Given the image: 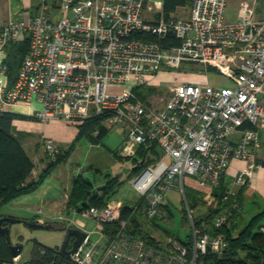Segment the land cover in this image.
I'll return each instance as SVG.
<instances>
[{
	"label": "built area",
	"instance_id": "built-area-1",
	"mask_svg": "<svg viewBox=\"0 0 264 264\" xmlns=\"http://www.w3.org/2000/svg\"><path fill=\"white\" fill-rule=\"evenodd\" d=\"M229 1L191 0L187 17L148 21L142 14L148 0H39L35 14L0 23V114L24 106L42 123L61 119L75 126L101 116L107 130L125 129L120 157L133 159L141 146L152 143L161 151L131 180L139 193L136 201L82 208L95 221V237L83 221L66 219L65 227L86 235L70 255L59 246L48 256L42 250L46 264H200L206 253L220 255L228 248L224 233H212L207 224L229 226L240 208L235 187L248 186L254 169L264 172V162L254 160L258 127H264V17L240 0L236 16L228 19ZM169 31L178 45L164 47L143 38ZM25 38L27 50L10 78L9 47ZM183 62L199 65V71L229 68L234 80L222 86L174 83L159 106L134 92L162 68ZM235 132L236 142L230 139ZM40 143L50 160L61 152L51 138L40 136ZM232 158L247 165L220 188ZM33 162L35 179L40 164ZM184 175L220 188L218 211L195 223L185 201L188 238L136 234L132 217L137 216L142 232L165 220L164 193Z\"/></svg>",
	"mask_w": 264,
	"mask_h": 264
},
{
	"label": "rangeland",
	"instance_id": "rangeland-1",
	"mask_svg": "<svg viewBox=\"0 0 264 264\" xmlns=\"http://www.w3.org/2000/svg\"><path fill=\"white\" fill-rule=\"evenodd\" d=\"M239 1L240 0L229 1L226 18L232 19L236 16ZM246 1L253 4L255 14L258 17H264V0ZM24 40L27 39L25 38L21 40L20 43ZM233 80L234 74L229 68H221L219 70L210 68L208 70L199 71V65L191 62H183L179 67L174 69L166 67L162 68V70L156 74L153 81L143 87L134 88V92L138 95L141 94L142 97L150 99V103L153 105L159 106L161 105L160 98H166L172 93V89L167 86L174 83L188 82L193 84L222 86L230 84ZM146 87H150V89L146 90ZM262 100H264V91L262 93ZM14 109L18 110L26 108L21 106ZM115 129L116 128H114V130ZM41 136L48 137L44 132L41 133ZM75 137L76 136L73 138L75 139ZM48 138L54 140L52 137ZM119 138L120 137L114 132H110L101 140L82 135L78 140H73L67 143L66 147L61 149V153L64 152V150L69 149L67 153L65 152V158L54 164L53 168L50 169L43 181H41L34 190L22 194L20 198L0 206V214L12 213L17 215L19 214V211L17 210L18 207L24 208L31 203L33 204L31 207L42 211L41 215L50 212L55 216L54 220L51 221L54 228L51 229L31 228L24 221L10 224L9 237L11 243L21 244L23 246L18 259V264H22L23 261L30 258L34 241L41 242L50 247L59 245L65 234V231L62 228L65 227L66 219L68 218L73 217L75 220L83 221L85 223V229L91 231L92 236L95 237L94 219L83 215L81 212L73 214V211L66 208L63 209L62 207L66 205L67 198L71 193L74 177L80 176L83 179H89L92 182H96L98 186L102 185L107 179L114 177L123 167L130 165L131 159L129 160L120 157L118 151L113 147L114 143L117 140H120ZM112 144L113 146H111ZM32 147L34 150L35 144ZM37 152L39 153V156H37L38 159L41 157L43 158L39 160V164H41L39 169L41 172L50 159L46 157L41 143L38 146ZM55 158L56 157L52 159L55 160ZM137 173V171H132L118 177L117 182L113 186V192L110 198L112 200H121L124 203L136 201L139 198V193L132 186L131 180L137 175ZM166 191L167 195H170V199L166 198V202L172 212V217H168V212H166L165 220H159L157 223L162 229L169 233H176L182 238L185 235L184 233L189 229L188 216L186 213L182 215L184 208L185 212L187 211L182 192L177 187L176 183ZM195 214L196 211H192L193 219L195 218ZM145 228L150 233L156 235L159 234V232L154 229V225H148L145 226Z\"/></svg>",
	"mask_w": 264,
	"mask_h": 264
},
{
	"label": "trees",
	"instance_id": "trees-1",
	"mask_svg": "<svg viewBox=\"0 0 264 264\" xmlns=\"http://www.w3.org/2000/svg\"><path fill=\"white\" fill-rule=\"evenodd\" d=\"M190 3L191 0H163V18L167 19L175 12L177 7L189 5ZM143 38L146 40H156L164 47H171L179 44V40L172 31L160 36L145 35ZM27 47V40H24L22 43L19 42L10 45L6 57L10 78L15 76ZM139 96L142 95L139 94ZM27 118L33 117L13 111H4L0 114V206L11 202L22 194L34 190L38 184L43 181L54 164L64 159L66 155L65 152L67 153V151H69V149H66L64 152L58 153L55 156V160L51 159L46 167L39 173L37 178L33 179L30 174L34 162L22 146L23 141L28 135L23 131H16L13 128V121L15 119ZM101 120V116L91 117L86 119L82 124L77 125L78 132L75 140H78L82 135L101 140V138L109 132V130L101 125ZM245 126L248 127L249 125ZM94 131H97V133L94 134ZM159 157L160 151L157 145L152 143L147 146H141L137 152V156L131 159L130 164L136 165L135 171L138 172L147 164L155 162ZM117 180L118 177H111L102 184L103 188L101 190L93 192L96 187H94V182L89 179H83L80 176L74 177L72 190L67 198L65 208L71 211L74 209L76 210L84 201L87 202V204L83 208L89 205L97 207L104 206L111 199L113 186ZM224 184V180L222 179L220 188ZM220 188H218L217 199L220 195ZM234 198L238 200L237 192ZM217 211L216 209L212 214ZM208 218H211V216L208 215ZM263 218L264 210L251 217L235 237L231 231L232 222L229 226H225L221 229L210 227L209 230L214 234L219 231L224 233L228 241V248L220 255L206 253L202 256L200 264H264V232L260 229L261 220ZM23 220L36 221L35 218H24ZM200 220L201 219L194 218L195 223H198ZM132 222L134 223V231L136 234L143 237L148 235L147 231L142 232L140 229L141 222L137 220V216L132 217ZM5 224L6 223H3V225ZM57 247L58 245L50 247L41 242L34 241L30 258L23 261L22 264H46L47 261H45L43 255H51ZM42 250H44L43 255L40 254ZM3 263L13 264V256L5 235L0 233V264Z\"/></svg>",
	"mask_w": 264,
	"mask_h": 264
},
{
	"label": "crops",
	"instance_id": "crops-1",
	"mask_svg": "<svg viewBox=\"0 0 264 264\" xmlns=\"http://www.w3.org/2000/svg\"><path fill=\"white\" fill-rule=\"evenodd\" d=\"M39 0H0V23H2L5 19L9 17H23L27 18L28 15L35 14L37 12V5ZM162 5L163 0H148L146 3V7L143 10V17L148 21H155L162 15ZM188 6V7H187ZM187 7V9H186ZM190 12V4L179 6L176 8L175 12L172 16L177 17H187ZM158 74V72L156 73ZM156 75L149 81H153ZM148 82V83H149ZM178 82V81H177ZM159 83V82H157ZM148 86V85H147ZM150 89V87H146V90ZM138 95V94H137ZM145 102L150 103V99L139 96ZM33 106L38 108V103H34ZM11 111L25 114L27 115V109H12ZM13 128L16 131H23L27 133V137L22 143L23 148L30 156L32 161L34 160H41L42 157L38 159L39 156L38 146L40 144V136L41 133L44 132L45 135L48 137H52L56 140V143L60 146V149L66 147L67 143L75 140L73 137L76 136L78 132V128L76 126H72L68 122L61 120V119H53L48 120L46 123L42 124L38 120L34 118H27V119H15L13 121ZM110 132H114L117 136H119L120 140H117L111 146L115 147V149H119L125 139V129L122 127H118L115 130H109L106 134L108 135ZM260 145L255 150L254 160L264 162V127H258ZM104 135V136H106ZM103 136V137H104ZM239 132H235L230 136V139L236 142L239 139ZM102 137V138H103ZM101 138V139H102ZM35 144V148L33 147ZM160 151V149L158 148ZM161 153V151H160ZM46 155V154H45ZM47 157V156H46ZM40 163V162H39ZM41 165V164H40ZM131 165V164H130ZM247 165V161L242 159L232 158L230 161V165L226 169L224 174V183L226 184L230 181L242 168ZM40 173V169H39ZM38 173V175H39ZM37 178V177H36ZM177 187L182 192V196L184 201L187 202V205L192 211H196L194 217L196 219H201L202 217H208L210 215L213 216L214 207L217 202V194L219 189L212 188L209 185H200L198 181L189 175H184L182 177V181L180 182L179 179L175 181ZM182 183V184H181ZM97 186L96 182H94V187ZM237 192V198L241 202L240 208L234 215L232 219V234L235 237L239 230L247 223V221L253 217L254 215L262 212L264 210V172L262 169H254L253 177L250 181L248 186H236L235 187ZM20 196L16 197L15 199L20 198ZM166 198L170 199V195H167V191L164 193V208L165 212H168V217H172V212L169 209L168 203L166 202ZM13 199V200H15ZM112 200V199H111ZM33 204H29L26 207H18L17 210L19 214L14 215L12 213L8 214H0V216H12L17 218H35L36 221L43 223H51L54 220V214L48 212V214L41 215L37 213V208L31 207ZM63 209L65 208L62 207ZM61 208V209H62ZM18 213V212H17ZM185 208L182 211V215H184ZM207 226L211 227V223L208 222ZM154 229L159 232V234H154V237L159 239H164L167 235H175L180 237L176 233H169L166 230L162 229L158 223L154 225ZM260 229L264 232V218L261 220ZM148 232V231H147ZM150 233V232H149ZM183 238H188V230L184 233Z\"/></svg>",
	"mask_w": 264,
	"mask_h": 264
},
{
	"label": "water",
	"instance_id": "water-1",
	"mask_svg": "<svg viewBox=\"0 0 264 264\" xmlns=\"http://www.w3.org/2000/svg\"><path fill=\"white\" fill-rule=\"evenodd\" d=\"M136 165H128L123 167L118 173H116V177H121L123 174H127L129 172L135 171ZM103 188V185L96 186L93 190L99 191ZM87 204V202H82L79 207L76 209L77 212H80L81 209ZM24 221L31 228H39V229H51L54 228L51 223H41L38 221L32 220H23L22 218L12 217V216H0V233L4 234L6 240L9 244V249L11 251L12 256H17L21 253L23 246L21 244H12L9 237V226L11 223ZM3 223H6L3 225ZM65 234L58 245L60 247V251L65 255H70L75 252L77 247L81 244L82 240L85 237V232L79 229L78 227H63ZM71 238H73L71 240Z\"/></svg>",
	"mask_w": 264,
	"mask_h": 264
},
{
	"label": "flooded vegetation",
	"instance_id": "flooded-vegetation-1",
	"mask_svg": "<svg viewBox=\"0 0 264 264\" xmlns=\"http://www.w3.org/2000/svg\"><path fill=\"white\" fill-rule=\"evenodd\" d=\"M73 238H71V240H72Z\"/></svg>",
	"mask_w": 264,
	"mask_h": 264
}]
</instances>
